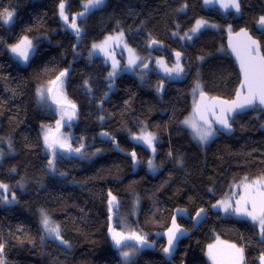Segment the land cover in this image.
Instances as JSON below:
<instances>
[{
	"label": "trees",
	"instance_id": "trees-1",
	"mask_svg": "<svg viewBox=\"0 0 264 264\" xmlns=\"http://www.w3.org/2000/svg\"><path fill=\"white\" fill-rule=\"evenodd\" d=\"M85 3L0 0V184L8 186L7 192L0 189L4 264H123L117 251L122 248L115 249L109 238L113 208L115 230L139 232L156 243L145 246L131 264H168L161 255L165 243L156 242L154 234L167 231L179 209L191 217L206 209L209 217L180 243L170 264H210L208 246L216 242L239 246L244 264H259L264 237L246 220L213 212L212 206L231 193L233 184L264 176V113L255 109L239 116L231 122V133H219L205 148L183 122L193 115L197 84L212 97L234 98L240 75L226 53V37L251 30L264 51V0H240L239 16L219 6L205 8L204 0H104L80 16ZM5 11L15 13L9 27L3 22ZM73 18L79 36L69 27ZM197 21L215 24V30L203 28L189 41L185 34ZM118 31L139 53L147 54L155 40L184 55V79L169 82L151 71L140 84L122 74L112 92L109 65L86 55L92 44ZM25 36L34 40L37 51L21 68L9 49ZM64 71L69 72L66 92L78 115L63 132L74 135V148L82 144L87 149L79 156H62L58 150L53 170L42 131L54 126L58 116L38 106L35 92ZM143 126L156 135L154 159L146 147L131 141ZM103 133L108 138H99ZM115 140L122 153L137 154L141 165L134 175V159L119 154ZM149 161L155 174L147 169ZM109 196L116 198L111 209ZM42 210L60 226L66 246L44 240ZM178 224L193 229L191 222Z\"/></svg>",
	"mask_w": 264,
	"mask_h": 264
},
{
	"label": "snow or ice",
	"instance_id": "snow-or-ice-1",
	"mask_svg": "<svg viewBox=\"0 0 264 264\" xmlns=\"http://www.w3.org/2000/svg\"><path fill=\"white\" fill-rule=\"evenodd\" d=\"M214 2V0H204L205 4H209ZM215 2L220 4V7H222L224 10H228L229 8L235 9V11H240V4L239 0H215ZM104 3V0H86V3L84 4V12L80 13V16L85 15L90 9L98 8L102 6ZM3 22L9 23L12 20V17L14 15L13 12L5 11L3 14ZM60 15L62 19L67 24L68 22V16L65 15L64 12V4H60ZM260 23L264 24V17L260 18ZM205 26L204 21H197L196 27L191 29L192 33H196L200 30L201 27ZM71 27L75 34L77 36L81 33V28L77 25L76 19L73 18L72 23L69 25ZM124 33L120 32L118 36L112 37L109 36L105 39V41L101 44H93V50H99L101 52H104L106 55L108 54L106 51V45H108V42L111 40H117L120 41L123 38ZM243 35L247 37L248 43L245 46L244 49V57L240 58L239 52H237L238 58H240L241 62V69L243 71L244 80L240 85V91L236 94V99L232 101H226V100H218L214 101L210 106L204 105V107H201L200 105H197L195 112L199 113V121H202L203 123H199L195 118H189L186 119L183 123L190 126L193 129L194 135L196 138L201 142H207V140L213 135L214 129L212 127V122H210L206 116L205 112H212L213 115H215L216 110L219 111V115L216 118V123H219L226 129H230L231 125L229 124V119L231 113L236 112L239 109H244L247 107L253 106L257 101L260 104H264V56H259V44L257 41L252 40L251 37H248L247 33L244 32ZM187 39H191V36H188L185 34ZM153 44H156L157 41L153 40ZM126 47V45H125ZM236 51V49H233ZM12 53L18 57L21 61L27 62L29 59V56L33 52V44L30 39H28L27 36H25L23 39L20 40L19 43L13 45L11 47ZM129 52L132 53L133 50L129 49ZM180 53H176L177 61H179ZM139 57L135 56L133 53L129 56L128 59V67L134 68L136 66L137 60ZM158 64H161L162 67H164V71L171 75L172 73H175L177 76L180 75L181 72H183V68L180 66L179 62L175 65L173 68H168L167 66H164L161 61H157ZM113 71L109 73V77H114L117 74V63H113L112 65ZM144 67H147V64H144ZM66 75V71L61 72L59 76L57 77V81H61V78ZM53 84L56 83V81L52 82ZM200 89V85H196V89L194 91ZM52 88L48 87L47 89L41 88L38 89V94L41 97V99L45 98L47 93H51ZM201 99H204L203 92L200 93ZM52 99L58 104V105H64L66 104L67 107H62V114H61V120L57 121V131L59 130V127L61 126V121H64L65 118H67V121H71L75 117V110L76 105L71 103V101L60 100L57 99L55 96L52 97ZM102 119V118H101ZM105 135H107L105 133ZM134 139L138 141H142L143 143L147 144L149 147L153 148V152H155V148L153 147V142L155 140V136L151 132L142 131L140 135L134 136ZM43 141L45 147L51 152V155L53 157L52 160H49L48 164L51 169L54 170L55 168V158L57 154V149L65 151L67 153H81L83 149V145L81 144L79 147L73 148L71 144L67 142V138H60V137H54L50 135L48 131H45L43 136ZM133 156V159H135V153L131 154ZM0 158H2V154H0ZM149 167H152V161H149ZM0 189H2L4 192H7L8 186L5 184H0ZM245 189V195L241 196V198L237 201L236 207H232V203L228 201H221L217 205H213V207H219L222 208L225 212H232L237 215L241 216H247L250 217L253 221L259 222V228H260V234L262 237H264V179L261 180H255L252 182L251 185H244ZM111 195V193H109ZM5 200H7V197H4ZM12 199L15 200V194L12 195ZM115 197H112L109 200V206L111 209V206H113ZM183 211V210H178ZM204 209H200L196 213V219L199 220L201 218V214L204 213ZM41 223L46 231L47 234L53 236L55 239L59 240L62 244H68L66 240H64L61 236V229L58 224L53 223L48 214L41 211ZM110 232L112 233V239L115 242V245L117 247H120L125 243L127 240H135L141 247L145 246L147 244V241L145 237L139 233H130L128 235H125L122 232H117L114 228L110 229ZM184 234V230L180 228L178 224H176L175 217H173L172 220V227L168 229V246L163 249L165 253L171 254L172 249L175 246L176 241L178 238ZM210 251L209 255L213 258L214 264H243V249L238 248L236 245H228V248L232 250L231 253L228 254L227 258L225 260H217L216 257L213 255L211 249L213 246H209ZM3 251H4V244L0 243V264H4L3 259ZM130 253L125 251L123 252V256L125 259L129 257ZM261 260L264 261V256L261 257Z\"/></svg>",
	"mask_w": 264,
	"mask_h": 264
},
{
	"label": "rangeland",
	"instance_id": "rangeland-1",
	"mask_svg": "<svg viewBox=\"0 0 264 264\" xmlns=\"http://www.w3.org/2000/svg\"><path fill=\"white\" fill-rule=\"evenodd\" d=\"M239 4H240V0H239ZM214 6H219L220 7V4L215 2H212V3H209V4H205L204 3V7L205 8H213ZM220 9L224 12H235V14H237L238 16L240 15L241 13V9L239 12L235 11V9H232V8H229L227 11L224 10L222 7H220ZM15 21V13L12 17V20L9 22V23H5L6 26H10L11 24H13V22ZM205 22V26L201 27L200 30L196 33H192V31L189 32V36H191V39H193L194 36H197L199 33H201L204 29H211V30H215V24L212 26V24ZM196 27V26H195ZM194 27V28H195ZM207 27H210V28H207ZM204 28V29H203ZM122 32V31H118L117 33H114L113 35H108L107 37L109 36H112V37H116L119 35V33ZM29 39V38H28ZM31 40V39H30ZM32 41V44H33V52L31 53V55L29 56V59L27 62H23L21 61L18 57H16L12 51H11V47L9 49V52H10V55L12 56V59L22 68V67H27L30 63V60L32 59V57L35 55L36 53V45H35V42L34 40H31ZM105 41L102 40V41H99V42H96L94 44H101ZM126 45V47H125ZM93 44L91 45L90 49L87 51V55H86V58L90 61H93L94 59H96L97 57L99 58H102L105 63L107 65H109V68H110V72L113 71V63H117V74L114 76V77H109L108 75V79L110 80V90L113 92L114 89H115V83L117 81V79L119 78L120 75L124 74V75H128V76H132L133 78L137 79V81L141 84V83H144L145 81L148 80V77H149V73H142L140 70L141 68L143 67V65L145 64V61L147 59V54H144V53H139L136 49H134L132 46L128 45L127 44V41H126V38L125 36L123 35V38L122 40L120 41H117V40H111L108 42V45H106V51H107V55L104 53V52H101L99 50H93ZM129 49H132L133 52L130 53L129 52ZM135 54V56L139 57V59L137 60V63H136V66L134 68H129L128 67V59H129V56L132 55V54ZM157 61H161L162 64L164 66H167L168 68H173L175 67L176 63H172V64H169L163 57H158L156 56L155 57V62L153 64V67L154 69L152 71H154V73H157L159 75H161V77H164L165 79H167L169 82H173V81H181L184 79V74H185V71L183 70V72L180 73L179 76H177L175 73H172L171 75H169L168 73H166L164 71V67L161 66V64H158ZM183 69H184V65H180ZM66 85H67V81L65 79H62V83L60 82L56 88H55V94L53 96H55L57 99H60V100H67V101H70L69 98H68V95H67V92H66ZM48 87H51L53 88V84L51 83H45L44 85H40L36 88V103L38 104V106L43 109V110H48V111H52L53 114L57 115L58 116V119L57 121H60L61 120V114H62V107L66 108V104L63 105H58L53 99H50V95L51 93H47L45 98L41 99V97L39 96L38 94V89H41V88H44V89H47ZM160 91V89H159ZM198 91V92H197ZM197 92V94L199 92H201L200 89L194 91V93ZM195 94V95H197ZM52 96V97H53ZM189 118H194V116L192 115V117H188L187 119ZM197 120V119H196ZM68 121H67V118H65L64 121H61V127L67 125ZM184 126L187 127L190 131H191V134H192V137L193 139L198 142L202 148H205L206 146H208L209 143H211L214 138H216L218 136V133L217 130L215 128L214 129V132H213V135L207 140V142H201L199 141L196 136L194 135V132H193V129L186 125L184 123ZM263 126V129H264V123L262 124ZM45 131H48L50 133V135L52 136H55L54 134L57 132V122L56 124H54V126H44L43 127V131H42V136H44V133ZM142 131H147V132H150L148 131V129L146 127L143 126V128H141L139 130V133L136 135H140ZM155 136V140L153 142V147L155 148V152H153V148L152 147H149L147 144L143 143L142 141H138L134 138L131 139V141L143 146V147H146V149L149 151V153H151V159H154L155 157V154L157 153L156 152V135L154 134ZM60 138H67V142L69 144H71V146L74 148V145H73V138H74V135L72 133H60L59 136ZM134 137V136H133ZM43 145H44V141H43ZM45 147V145H44ZM45 150H46V153H48L51 157V152L45 147ZM58 152V151H57ZM63 155H65L63 152H62ZM82 156V155H81ZM53 159V157H52ZM153 167V165H152ZM152 167H149V165L147 166V169L152 173V174H155L156 172H154V170L152 169ZM59 177L61 178H64L65 175L63 174H59ZM261 179H264V176H260V177H255L253 179H247V180H243L242 183H239V184H233L232 187H231V190L226 197L224 198H221L220 201L218 202H215L214 205H217L219 204L221 201H228V202H231L232 203V207H236V203L235 201L239 200L241 198V196H244L245 195V189H244V185H251L253 181L255 180H261ZM1 193V192H0ZM139 200V199H138ZM137 200V203L135 205V207H138L139 206V201ZM1 205L3 206H6L7 203L4 202V203H1ZM212 211L213 212H216V213H223L225 215H228V216H234L240 220H246L247 222H249L250 224H252L258 231V234L261 238H263L260 234V228H259V222L258 221H253L250 217H247V216H241V215H237L235 213H232V212H225L222 208H219V207H213L212 206ZM50 220L57 224L55 221L52 220L51 217H49ZM41 214H40V222H41ZM117 232H122V231H119V230H116ZM42 232L45 233L44 236V240H54L56 241L57 243H59L60 245H65V244H62L59 240L55 239L53 236L49 235L46 233V231L44 230L43 226H42ZM131 232L127 231L125 235H128L130 234ZM132 233H139V232H132ZM140 234V233H139ZM228 245L230 244H227V243H222V242H216V243H213V245H210V246H213L211 251L213 253V255L216 257L217 260H225L228 256L229 253L232 252L231 249L228 248ZM66 246V245H65ZM237 246V245H236ZM209 247V246H208ZM238 248H240L239 246H237ZM145 248V246L141 247L138 243H132V242H128L122 249L120 250H117L118 251V255L121 259V261L123 262V264H131L133 263L137 258L138 256L141 254V252L143 251V249ZM129 252L130 255L127 259L124 258L123 256V252ZM209 251H210V247L208 248L207 250V258L209 259V263L210 264H214V260L213 258L209 255ZM244 256H243V264H244ZM261 262H263L261 260ZM260 262V263H261Z\"/></svg>",
	"mask_w": 264,
	"mask_h": 264
},
{
	"label": "water",
	"instance_id": "water-1",
	"mask_svg": "<svg viewBox=\"0 0 264 264\" xmlns=\"http://www.w3.org/2000/svg\"><path fill=\"white\" fill-rule=\"evenodd\" d=\"M65 11H66V7L64 6V12ZM244 32H246L248 37H251L252 40H255V41L258 42V44H259V53H258V55L259 56H264V51H263L262 44H261V42L258 39L256 40L253 37L251 30L241 29V30H239L238 32H235V33H233V32H229L228 33V35L226 37V41H225L226 42V53L231 58L233 63H235V70L240 75L239 86H238V89H237V91L235 93L234 98L233 99H228V100L224 99V98H221L219 96L212 97L208 93H205V92H203L204 99L202 100L201 99V95H200L201 92H199L196 95L195 103H194V106H193V108H194L193 109V116L201 124L203 122L199 121V113L195 112V109H196L197 105H200L201 107H204V105H209L210 106L214 101H218V100L232 101V100L236 99V94H237L238 91H240V85H241V83L244 80L243 71L241 69L240 58L244 57V54H245L244 49H245V46L248 43L247 37H245L243 35ZM165 48H166V46L164 44H162V43L161 44H159V43H156V44L151 43L150 46L148 47L147 51L150 53V52H154V51H157V50L161 51V50H164ZM234 48L236 49V51L233 50ZM237 52H239L240 58H238ZM173 57H174V62L177 64V62H179V61H177L176 53L173 54ZM183 57H184V55H180L179 60L182 59ZM152 70H153V67H152V60H151L150 62L147 63V67L143 66L140 71L142 73H151ZM68 74H69V72H66V75L64 77H62L61 80L65 79ZM55 81H56V83L53 84V88H52V92H51V95H50V99H52V96L55 94L54 92H55L56 86L61 82V81H57V79H55ZM160 88H161L160 89V96L163 97V94H164V91H165V83L164 82L160 85ZM255 109H259V110H261L264 113V104H260L257 101L251 107H247V108H244V109H239L236 112L229 114L230 115L229 124L231 125V122L234 121L236 118H239V116H243V115L249 114L251 111H254ZM75 112H76V115L71 121H75L76 120V117H77V114H78L77 113V108H76ZM218 115H219V111L218 110H216L215 115H213L212 112H205L206 118L210 122H212V127L215 128L217 130V132L224 133V134L228 135L229 133H231L233 131V128L231 126L230 129H226L222 125H220L219 123H216L215 121H216V118H217ZM65 128H67V126H63V127L59 128V130L54 134L55 135L54 137H58L59 134L62 133ZM99 138L105 139V138H108V135H105V133H103V134L100 135ZM110 140H113V139L111 138ZM114 144H115V149H116V151L119 154H121L122 156L124 155V156H128V157L133 158V156L131 154H126V153H122L121 152V150L119 149L118 143H116V140H115ZM83 150L84 149H82V151ZM75 155H76V153L74 154V156ZM134 164H135V168H134V171L132 172L133 175L138 171V169H139V167L141 165L140 161L138 160V157H137L136 153H135ZM109 197H111V196H109ZM179 210H183V209H179ZM204 210L205 211H204V213L201 214V218L199 220L196 219V216H194V217L188 216V213L185 210H183V211L176 210L175 211L173 216L175 217L176 224H178L179 220H184V221H186L188 223L191 222V224L193 226V229H192L191 232H189L184 227L180 226V228L184 230V234L181 235L178 238V240L176 241L175 246H174V248L171 251V254H168V253H165L164 251H162L161 255L164 258V260H166V262L168 264H170V262L176 256V254H177V252L179 250L180 243L182 241H184V240L190 239L191 238V234L195 233L201 227V224L204 223L208 219V217H209L208 211L206 209H204ZM113 211H114V208L112 209V211L110 213V219H111L110 227H109V238L110 239H112V233L110 232V229L113 228V224H114ZM172 220H173V218H172ZM170 227H172V221L170 223L169 228ZM154 238L156 239V242H159L160 240H163L164 243H165L164 248H166L168 246V230L165 231V232H162V233H159V232L155 233L154 234ZM128 242H132V243H136L137 244V242L135 240H127L120 247L115 246V249L123 248ZM145 246L147 248L148 247L149 248H154L156 246V243L153 244V243L147 242V244ZM259 264H264V261L259 263Z\"/></svg>",
	"mask_w": 264,
	"mask_h": 264
},
{
	"label": "flooded vegetation",
	"instance_id": "flooded-vegetation-1",
	"mask_svg": "<svg viewBox=\"0 0 264 264\" xmlns=\"http://www.w3.org/2000/svg\"><path fill=\"white\" fill-rule=\"evenodd\" d=\"M148 44H150V43H148ZM147 48V47H146ZM173 54H175L174 52H172V50H170L168 47L167 48H165L164 50H161V51H154V52H148L147 51V59H146V61H145V63L147 64L148 62H150L151 60H152V67H153V64H154V62H155V57L156 56H158V57H163L167 62L169 61V60H173L174 59V57H173ZM179 64L180 65H183V64H185V56L182 58V59H180L179 60ZM144 66V65H143ZM153 69H154V67H153ZM184 71H186V67L184 66V69H183ZM154 72V71H153ZM152 72V73H153ZM151 74V73H150ZM149 74V75H150ZM166 83L167 82H165V85H166ZM161 85V84H160ZM76 115V114H75ZM78 115V114H77ZM76 119H77V117H76ZM219 134V133H218ZM85 146H87V145H83V149L85 148ZM87 148H85V150H86ZM59 150V149H58ZM57 150V151H58ZM60 151V154L62 155V156H69V155H74L75 153H67V152H65V151H63L64 153H66L65 155H63L62 154V150H59ZM80 154V153H79ZM79 154H77L76 153V155L75 156H79Z\"/></svg>",
	"mask_w": 264,
	"mask_h": 264
},
{
	"label": "bare ground",
	"instance_id": "bare-ground-1",
	"mask_svg": "<svg viewBox=\"0 0 264 264\" xmlns=\"http://www.w3.org/2000/svg\"><path fill=\"white\" fill-rule=\"evenodd\" d=\"M161 89V88H160ZM159 95H160V91H159ZM161 97V96H160Z\"/></svg>",
	"mask_w": 264,
	"mask_h": 264
}]
</instances>
